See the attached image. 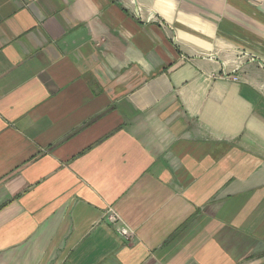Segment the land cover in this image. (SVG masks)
<instances>
[{
  "label": "crops",
  "instance_id": "0c3cea01",
  "mask_svg": "<svg viewBox=\"0 0 264 264\" xmlns=\"http://www.w3.org/2000/svg\"><path fill=\"white\" fill-rule=\"evenodd\" d=\"M0 264H264V0H0Z\"/></svg>",
  "mask_w": 264,
  "mask_h": 264
},
{
  "label": "built area",
  "instance_id": "2783aa9c",
  "mask_svg": "<svg viewBox=\"0 0 264 264\" xmlns=\"http://www.w3.org/2000/svg\"><path fill=\"white\" fill-rule=\"evenodd\" d=\"M110 218L113 222L119 221V216L117 214L112 215ZM120 232H122L123 234H126V235L128 234V231L125 228L120 229Z\"/></svg>",
  "mask_w": 264,
  "mask_h": 264
}]
</instances>
